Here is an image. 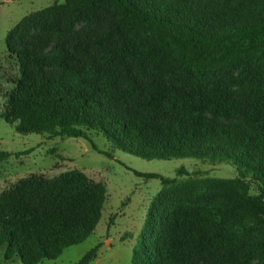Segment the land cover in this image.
<instances>
[{
    "label": "trees",
    "instance_id": "16d2710c",
    "mask_svg": "<svg viewBox=\"0 0 264 264\" xmlns=\"http://www.w3.org/2000/svg\"><path fill=\"white\" fill-rule=\"evenodd\" d=\"M4 46L18 74L0 118L19 135L96 132L144 160L231 163L258 185L251 196L239 180L134 172L164 187L132 264H264V0H63L24 16ZM106 200L78 169L17 180L0 191L4 261L56 259L94 232Z\"/></svg>",
    "mask_w": 264,
    "mask_h": 264
},
{
    "label": "rangeland",
    "instance_id": "374dc122",
    "mask_svg": "<svg viewBox=\"0 0 264 264\" xmlns=\"http://www.w3.org/2000/svg\"><path fill=\"white\" fill-rule=\"evenodd\" d=\"M63 0H0V111L9 89L7 78L18 74L4 46L6 34L24 16ZM0 151L13 156L0 160V191L30 174L54 177L78 169L88 178L106 185L107 200L94 232L82 243L68 247L54 260L38 264H78L84 255L97 249L90 264H132L143 221L151 200L163 189L158 179L135 175L159 174L175 179L177 185L207 181L239 180L251 196H258V185L250 175L237 172L231 163L200 161L192 158L144 160L113 149L96 132L86 138H54L47 134L19 135L0 118ZM182 168L186 175H177ZM0 264H21L17 259Z\"/></svg>",
    "mask_w": 264,
    "mask_h": 264
}]
</instances>
